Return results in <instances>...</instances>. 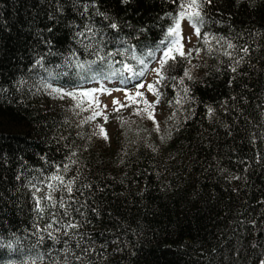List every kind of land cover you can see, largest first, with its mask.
I'll return each mask as SVG.
<instances>
[{
    "label": "trees",
    "instance_id": "1",
    "mask_svg": "<svg viewBox=\"0 0 264 264\" xmlns=\"http://www.w3.org/2000/svg\"><path fill=\"white\" fill-rule=\"evenodd\" d=\"M182 2L0 0V264H262L264 0H200L199 51L158 77L160 130L100 145L77 108L42 109L140 80L123 65L155 63Z\"/></svg>",
    "mask_w": 264,
    "mask_h": 264
},
{
    "label": "rangeland",
    "instance_id": "2",
    "mask_svg": "<svg viewBox=\"0 0 264 264\" xmlns=\"http://www.w3.org/2000/svg\"><path fill=\"white\" fill-rule=\"evenodd\" d=\"M181 35L183 37V51L188 53L196 46L197 35H195L192 22L187 19L181 21ZM162 54L163 52L157 54L155 63L147 69L145 75L129 86L104 82L88 85L77 91H57L56 94L44 99L42 109L47 112H54L66 106L77 108L80 110L78 113L86 118L85 121L89 128L90 138L94 143L100 145L111 144L126 126L134 122H142L151 129L160 130L163 122L170 115L172 108L165 105L160 101L159 97L148 91L147 85L152 84L156 88L158 76L152 69L161 67L159 61L162 58ZM176 56L179 55L176 54ZM201 67L202 58L197 55L193 60L189 61L186 71L189 75L186 77H191L189 79H192L199 76ZM141 82L145 84V88L137 89L134 87V85H138ZM137 90L144 94V98L149 103L154 104V107L148 110L153 113L154 119H150L148 114L143 111L144 104L139 102L140 98H137V103L122 107L119 111H116L118 105L114 104L113 101L119 100L121 104L128 105L129 102L126 99V93L134 94ZM85 92H93L94 95H82ZM66 93H73L74 95H65ZM109 93L111 94L109 95ZM157 99L159 100L158 103H156ZM95 101H98V105ZM138 110L139 114H135ZM93 112H100L102 114L92 120H87L88 117L93 115ZM101 127L106 132L107 139L102 134H99Z\"/></svg>",
    "mask_w": 264,
    "mask_h": 264
},
{
    "label": "snow or ice",
    "instance_id": "3",
    "mask_svg": "<svg viewBox=\"0 0 264 264\" xmlns=\"http://www.w3.org/2000/svg\"><path fill=\"white\" fill-rule=\"evenodd\" d=\"M125 2H126V0H125ZM204 2L211 3V0H204ZM202 7H203V5L200 2V0H184V2H182L180 4V11L178 12L177 16L173 18L174 23L168 29L165 40L161 42V44L163 46L162 58L159 61V64L161 67L156 68V69H152V71L156 72L157 76L161 77V79L163 78L162 77L163 66L168 62L169 59L174 61L176 59V54H178L181 57H187V56L191 55L192 51H199V50H195V49L189 51L188 53H185L183 51V44H182L183 37L181 35V21L187 19L190 22H192V26H193L195 35H197L199 37L200 36V27L198 25H202V23H203V18L201 15ZM112 27H116V25L113 24ZM205 42H207V40H205ZM229 47H232V45L229 44ZM244 51L246 52L247 49H244ZM149 55H152V54L150 53ZM138 62L141 65L144 64L143 60H139ZM233 70H235V69H233ZM123 71H127L129 73H132L133 76H135L136 78L143 77L145 75V69L142 68L139 72H133V69L131 68V66H129L127 64L123 65V67L121 69V73H123ZM188 75L189 74L187 72H185V76H188ZM189 78H191V77H189ZM125 79H127V78H125ZM156 83H159V80H157ZM134 87H136L137 89L145 88V84L143 82H141L138 85H134ZM147 90L152 92L157 97H159V92L156 90L154 85H152V84L147 85ZM101 91H103V90H101ZM185 91H187V89H185ZM110 94L111 93H109V95ZM65 95H74V94L73 93H66ZM82 95L93 96L94 93L93 92H85V93H82ZM137 98H140L139 102L144 104L143 111H145L148 114L150 119H154L153 113L148 111L149 109L154 107V104L149 103L144 98V94L138 90L134 94L126 93V99L129 102L128 105L121 104L119 100H114L113 103L118 105V107L116 108V111H119L120 108H122V107L130 106V104L137 103L138 102ZM158 102H159V100L157 99L156 103H158ZM95 103H97V105H98V101H95ZM211 111H212V109H209V112H211ZM101 114L102 113H100V112H93V115L88 117L87 120H92L96 116H99ZM135 114H139V110ZM105 119H107V118L105 117ZM157 127H158V125H157ZM99 134H102L104 136V138L107 139V134L102 127L100 129ZM52 179L59 180L61 182V184L64 183L63 179L59 176H54V177H52ZM65 187H66V191L68 193L72 192L71 182H69ZM47 199L51 200L52 199L51 195H49L47 197ZM37 203L39 204V201H37ZM60 206L64 207V204L61 203ZM53 207H55L54 203H53ZM40 210L42 211V209H40ZM49 227H51V225H49ZM75 227H77V225L71 224V223L65 225V228H75ZM50 236H51V233H50ZM52 238L55 239V237H52ZM262 264H264V261H262Z\"/></svg>",
    "mask_w": 264,
    "mask_h": 264
}]
</instances>
